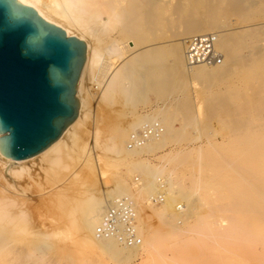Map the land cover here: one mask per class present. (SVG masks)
<instances>
[{"label": "rangeland", "instance_id": "obj_1", "mask_svg": "<svg viewBox=\"0 0 264 264\" xmlns=\"http://www.w3.org/2000/svg\"><path fill=\"white\" fill-rule=\"evenodd\" d=\"M150 1L107 0L119 17L117 19L116 16L115 19V30H104L98 46L106 53L112 42L120 44L124 50V59L119 61L117 71L122 76L116 83V91H109L104 100H100L99 95L102 87L94 89V94L97 93L96 101L93 102L95 112L91 121H88V127L92 131L91 136L97 130H104L101 136L106 145L109 144L111 135L118 131L116 129H130L126 130L128 139L134 126L139 130L142 125L159 121L165 128L163 144L153 142L149 150L139 152L132 159L127 160L113 151L104 154L109 155L106 158L110 160L108 180L106 179L108 185H118V190L126 185L127 195L136 203L137 213L139 204L144 202L152 225L151 232L149 225L146 230L149 229L148 232L152 234L157 232L159 237L156 236V241L150 247L151 252L147 254H142V246L127 250L112 244L109 250H102L84 241L78 245L75 243L76 238L74 248L71 245L70 250L79 254L78 259L70 256L69 252L67 254L62 251L63 254L60 250H54L51 242L44 238L28 240L27 253L32 255L33 252V255L40 256V264H264L259 261L264 256V245L259 236L249 243V252L214 241L198 244L199 240L196 241V234L192 232H172L171 227L161 226L158 216L151 214V211L162 212V204L153 205L148 201L162 188V184L172 194L174 190L169 182L173 179L176 180L177 187L181 185L192 194L193 203L190 201L189 212L191 221L199 217L201 212V215L206 212H211L210 215L216 213V218L207 216L208 213L204 215V220L201 218L215 227L227 220L225 208L233 207L237 200H242L252 203L253 210L251 203H248V210L250 207L257 216L249 210L251 216L256 218L251 217V222L256 224L257 229L264 231V220L258 219L262 214L258 215L259 208L264 211V0H218L220 6L216 0H212V4L210 0H166L167 6L160 0H152L150 5ZM212 6H215L214 12L211 10ZM238 9L249 13L244 12L243 15ZM190 12L192 15H189ZM211 13H218V16ZM202 16L205 21H211L215 25L221 23L215 30L222 32L221 39L227 42L229 51L225 53V66L202 68L191 74L185 61L175 63L176 53L183 50L185 56L184 42L189 37L183 36L182 29L186 22L192 24L202 21ZM245 16L251 19L246 20ZM194 18L197 20L190 23ZM148 19L150 25L147 26ZM212 26L210 28H214ZM229 53L232 54L231 57ZM147 69L156 72L151 70L149 75L146 74L150 72ZM216 73L222 75L218 76ZM80 165V172L77 170L84 176L87 166L83 163ZM162 166L166 169L163 174L158 175L162 179L157 181L154 177ZM37 172L29 170L21 179L31 197L40 194L36 180L41 172ZM100 182L105 183L102 180ZM172 201L175 207L183 204L176 198ZM104 210H100L99 220ZM262 215L261 219H264V212ZM176 217L178 218H173L177 219ZM99 220H96L95 226ZM99 243L107 245L101 239ZM126 250L131 254L129 258H126ZM157 256L160 260H156Z\"/></svg>", "mask_w": 264, "mask_h": 264}, {"label": "bare ground", "instance_id": "obj_2", "mask_svg": "<svg viewBox=\"0 0 264 264\" xmlns=\"http://www.w3.org/2000/svg\"><path fill=\"white\" fill-rule=\"evenodd\" d=\"M151 1L150 5L153 2ZM16 2L21 6H27L34 9L43 20L64 30L68 37H76L79 40L83 41L86 45V55L77 85L79 115L76 121L68 127V129L63 133L59 140L39 155L19 161L11 159L6 155V153L4 152V140L0 141V264H37L40 256L38 257L37 254L33 255V252L32 255L28 254L29 252L27 253V247L29 246L28 240L30 241V239H48L51 242L54 250H60V252L64 251L66 253L69 252V254H71L70 256L77 259L79 254L74 250L72 251V249L70 250L71 245L72 248H74L73 244L75 238V240L77 241H75V243H78V245H81V242L84 241L87 243H91L96 248L102 250L103 248H107V250H109L110 246L113 244L127 250L142 246L140 247L142 248V254L151 252L150 247L151 245H153L152 243L156 241V236L157 238L159 237V234L157 235V232L153 234L148 232L150 226H152L149 223V221L151 220V216H147L148 214L145 211V205L143 201L142 203L139 202V212L137 213L138 235L140 234L139 238L141 239V243L139 245H137L136 247H126L121 245L117 240L110 238L101 239L107 244L106 246H103L99 243V239L95 235L96 227L99 225L103 217L102 216L100 220L98 219L100 217V210L106 209L110 200L111 202L109 203V206L117 199L129 198L132 200V197H129L127 195L126 185L121 187V190L116 189L118 185H108L107 174L109 173L108 169L110 167V160L109 158H106L107 156L109 157V155L105 156L104 154H107V152L109 151H113L119 156L125 157L127 160L132 159L139 152L149 150L153 145V142L157 141L163 144L166 137V134H162L159 138L149 140L141 148L129 149L128 141L130 135L133 132L137 131V126H134L132 128L133 132L129 135L128 139L126 132L128 128L125 130L116 129L118 131L111 135L110 142L107 145L102 141L103 136L101 135H103L102 132L104 130H97L91 136L92 131L89 130L88 121H91V118L94 117L93 114L95 112V109L93 108V102L94 100L96 101L97 93L94 94V89L102 87L101 94H99L101 95V99H98L104 100L109 91H116V83L122 76L121 72L117 71L119 61L124 59V50L120 47V44L116 41L112 42L111 44L109 42L110 45L107 48L106 53H104V50H102L98 46V43L102 41L101 36H103L102 34L104 33V30H115V19L116 16L117 19L119 16L115 13L116 11L113 5L109 4L107 0H16ZM160 2L163 3L164 6H167L166 0H160ZM210 3L212 4V0H210ZM216 3H218V0H216ZM145 4H147V2ZM211 4H209L210 7ZM218 4L220 6V3ZM213 7L215 6H212L211 10H213ZM134 8L133 10H135ZM207 9L209 8L207 7ZM121 10H119V13ZM214 11L215 9L212 12ZM192 12H190L189 15H192ZM202 12H200V15ZM216 12H218V10H216ZM238 12H240L239 9ZM244 12L248 11H241L240 13L245 15ZM209 13L207 14L208 16L210 15ZM218 13L211 14L213 16H218ZM223 13L225 14V12ZM248 13H246V15H248ZM213 16L212 18H214ZM248 16H245L246 20H248L249 18L251 19V17ZM188 17H186L187 20ZM253 17L254 16H252V18ZM201 18L200 19L202 21L194 22L192 24L186 22V24L188 23L186 25L185 23H183L185 24V27L183 26L184 29H182L184 35H181L191 37L198 34L219 33L217 47L222 52L225 60L227 56L225 53L229 51L226 46L227 42L221 39L223 37V35L221 34L222 32H218L215 30L216 27H220L221 23H218L219 25H215V23L213 24V22L211 21H205L203 19V16ZM194 20L197 19L194 18L190 20V23ZM149 21L150 20L148 19V24H146L147 26L150 25ZM183 22H185V20ZM258 24L260 25L261 23ZM127 25H129V22ZM212 25H215L214 28H210ZM161 27L163 26L161 25ZM261 29H263V27ZM182 51L178 50V53H176V64H181L184 61L186 63V59ZM231 53H229V57H231ZM223 65L224 64L217 66L198 65L195 67H189L187 65L186 68L189 73L194 74L196 71H199L202 68H220L223 67ZM147 70L149 71L150 69ZM151 70L146 74L151 75ZM154 71L156 72V70H153V72ZM216 74H218V76L222 75L220 73ZM144 75L145 74H143V77ZM143 126L144 125H142L141 128ZM94 159L96 163L94 162ZM164 160L166 159L164 158ZM81 163H83L85 167L87 166L86 171H83L85 173L84 176L83 174H79L80 170L78 168L82 166L80 165ZM94 163L96 164V167ZM85 167L83 168L85 169ZM77 169L79 170V172ZM165 169V166L159 168L158 171H156L157 176H155L154 179H157V181L162 179L158 178V175L163 174V171ZM29 170L30 172L33 170L38 171L39 173L41 172V176L36 180L37 187H39L40 189V194L37 193L39 195L33 197L30 196V192H28L26 186H24L23 180H21L24 176V173L27 174ZM145 174L147 173L145 172ZM145 174H143V176ZM101 180L105 181V183L102 184V182H100ZM175 181L171 179V181L169 182V185H171L174 190L172 194H170L171 192H169V188L168 190H165V184H162L164 185V189H160V192L158 191L159 193L157 192V194H154L151 199H147L149 202L151 201V204H153L152 199L156 197V195H159L160 193L165 194L164 202L161 203L162 205L159 204L163 206L162 208L164 210L162 212H155V210L151 211V214L158 216L157 220L159 221V224H162L161 226L171 227L170 229H172V232H181L182 230L187 231L188 233L192 232L196 234L194 237L197 238V242L199 240L198 244H204L206 242L214 241L220 244H224L226 245V247L228 246L243 248L244 250L246 249V251H248L249 243L259 236L260 238H262V242L264 245V231L257 229L255 227L256 224H252L251 222V217H253L251 215L254 214V211H251L253 210L251 202L248 203H251L250 207H252L251 210L249 207V210L252 214H250L248 210V203L243 202L242 200H237L233 207L230 206L225 208L224 214L227 215H225L227 217V220L221 221L220 223L215 225V227L210 225L209 223H206L205 221H202L201 219L203 218L204 220V215H206L208 212H206L205 214L203 212L204 215H201L202 212L201 214L199 213L200 216L197 217L194 221H191L190 219L192 217L190 216L189 212L191 209L190 201L193 203L192 194L187 189L180 187L181 185L177 187V183ZM120 184L122 185V183ZM161 190H163V192H161ZM175 198L176 200H178V202L181 201L183 204H178L175 207V204H173L174 200L172 201V199ZM229 202H231V200ZM175 203L177 202L175 201ZM225 205L226 204H224V206ZM134 206L136 208V203H134ZM178 206H180L181 209H178ZM210 206H212V204ZM213 207L214 206H212L211 208ZM259 211L260 212H258V215L261 213L263 214L264 212H262L260 208ZM209 213L211 214V212ZM209 213L207 214V216L215 217L216 215L215 212H213L215 213L214 215H210ZM262 214L261 217L263 216ZM174 216H178V218L176 217L177 219H174ZM256 216L257 215H255V217ZM259 216L258 219L264 220ZM57 217H59L60 219ZM96 220H99V222L97 221L98 223L95 226ZM147 225H149L148 231L146 230L148 228ZM194 234L190 235L192 236ZM70 241H72L73 243H71ZM200 241L202 243H200ZM64 252L62 253L64 254ZM130 256V252L127 251L126 258H129ZM159 258L160 257L156 258V260H160ZM246 261H248V259ZM259 261L264 263V256L261 258V260L259 259ZM38 263L40 264L41 262Z\"/></svg>", "mask_w": 264, "mask_h": 264}, {"label": "water", "instance_id": "obj_3", "mask_svg": "<svg viewBox=\"0 0 264 264\" xmlns=\"http://www.w3.org/2000/svg\"><path fill=\"white\" fill-rule=\"evenodd\" d=\"M86 45L16 0H0V141L14 160L39 155L79 115Z\"/></svg>", "mask_w": 264, "mask_h": 264}, {"label": "built area", "instance_id": "obj_4", "mask_svg": "<svg viewBox=\"0 0 264 264\" xmlns=\"http://www.w3.org/2000/svg\"><path fill=\"white\" fill-rule=\"evenodd\" d=\"M216 33L193 35L185 40V59L189 67L198 65H222L224 56L217 47ZM164 127L158 121L145 124L141 129L133 132L128 141L129 149H138L149 140L159 138ZM164 189V185L162 188ZM165 200V194L160 193L152 199V203L159 205ZM178 209H181L178 206ZM133 200L121 198L115 200L104 213L101 222L96 227L95 235L98 239H115L126 247H136L141 243L138 235V217Z\"/></svg>", "mask_w": 264, "mask_h": 264}]
</instances>
